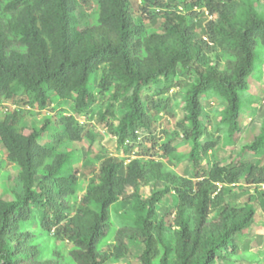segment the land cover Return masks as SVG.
Wrapping results in <instances>:
<instances>
[{"label":"trees","instance_id":"obj_1","mask_svg":"<svg viewBox=\"0 0 264 264\" xmlns=\"http://www.w3.org/2000/svg\"><path fill=\"white\" fill-rule=\"evenodd\" d=\"M138 1L0 0V105L18 103L0 115L4 191L11 175L4 169L17 170L14 198L0 196V264H106L128 255L130 242L144 245L141 264H221L256 215L250 201H226L227 187H257L251 200L264 210V164H222L209 153L242 130L241 116L260 101L249 87L264 79L261 0ZM78 12L93 15V23L82 28ZM160 17L165 22L155 27ZM213 50L220 51L217 62ZM176 86H186L180 126L193 176L167 167L178 159L169 130L163 160L127 155L140 129L162 112L175 116L169 92ZM106 91L112 94L99 109L98 94ZM213 100L225 106L215 109ZM46 108L55 113L39 120ZM96 117L127 145L82 191L76 165L84 151L62 148L84 139L93 146ZM248 149L264 156V123ZM153 180L165 188L145 199L141 186ZM172 190L176 215L167 225L157 204ZM119 202L134 217L116 228L110 211Z\"/></svg>","mask_w":264,"mask_h":264},{"label":"rangeland","instance_id":"obj_2","mask_svg":"<svg viewBox=\"0 0 264 264\" xmlns=\"http://www.w3.org/2000/svg\"><path fill=\"white\" fill-rule=\"evenodd\" d=\"M132 2L134 5H137L139 1L132 0ZM257 7L261 12H264V0L257 2ZM79 17L82 28L93 23V15L90 13L88 16H86L85 13L82 12L80 13ZM202 18L207 20L208 16L203 15ZM164 22L165 17H160L153 25L155 27L161 28ZM205 38H207V36H205ZM218 53H220V51L217 50L208 52L210 59L214 62L219 61ZM225 62L226 60H221V66H223ZM183 80H185V78H183ZM95 82L97 83L96 80ZM96 85L97 84L94 86V84H92L90 86L94 87V89H97ZM185 89L186 86H176L172 88L169 94L173 98L172 103L175 116L162 112L161 116L151 123L150 129H140L137 132L139 135L138 140L133 145H131L130 152L127 154L130 158L144 157L145 159H149L153 154H155V158L157 160H163L160 156L159 149L160 145L164 141L168 140V137H166V131L169 130L172 137L175 138L176 144H178V148L175 152L178 159L173 162H167V167L182 175L193 176L195 174V163L188 157L191 151V145L190 143L184 141L183 138L185 132L180 126V123L184 121L186 114V103L184 101ZM249 90L253 94L260 97L259 103L254 104L252 108L249 107L245 110L241 116L242 130L237 132L231 141L227 142V140H221L216 148L209 152L212 162L234 165L238 161L244 159L251 160L259 164H264V156H255L248 149V146L255 141L256 135L260 133L264 123V79L258 82H254V80L252 81L251 79ZM111 94L112 91H106L104 94H98L100 99V102L98 103L99 109L106 108L107 97H109ZM204 102L206 105H208L207 100H204ZM116 103L118 104V102ZM17 104L13 102L0 105V115L10 106L16 108L18 106ZM211 104L215 107V109L219 108V110L225 106V104L218 105L216 100L211 101ZM254 108L255 110H253ZM208 111L215 117L217 116L215 121L218 122L220 116L218 114L216 115L213 110L208 109ZM38 113H40L38 116V119L40 120L45 114L53 115L55 111L53 108H46ZM118 114L121 116L122 111H119ZM26 119L30 122V116H28ZM81 120L85 121V117L83 116ZM109 121L112 122L113 119ZM91 124L96 125L95 127L98 131L97 140L93 146H91L87 139H84L82 142H73L63 146L62 148L66 151L70 149L84 151L81 163H77L76 165V168L80 169L81 173H83V176L81 177L83 186L82 191L86 188V185L89 183L92 177L100 171L102 162L111 155L124 156L125 145H127V142L125 144H120L116 132L113 130L111 131L106 122L99 121L98 117L91 121ZM118 124L119 121H114V126H117ZM212 130H214L213 127ZM153 134L158 139L155 146L153 145ZM224 137H226V134ZM90 149L92 151L91 155L87 156L86 150ZM93 159L96 161H93ZM201 163L205 167L208 166L205 157H202ZM4 170L11 172L9 180H6L9 189L8 191H4V187L1 185L5 181L0 175V196L4 200H11L15 196L12 189H14L16 185L15 177L17 175V170H13V168L10 166ZM164 188V183L157 184L153 180L149 184H144L141 186V193L145 199H148L154 194L160 193V191H162ZM257 190L258 189L255 186L241 184H233L227 187L225 196L226 201H237L241 204L250 201L256 207V215L254 218V223L250 229L245 230L238 236V251L234 253V255H228L226 253L225 259L219 261V263L264 264V210L259 205V203L256 202V200H251V197L257 193ZM82 191H80L79 194H81ZM129 192H133L132 188H129ZM162 196L163 197L157 204V213L160 217L165 219L167 225H170L176 215L174 191L172 190L171 192H165ZM110 213L112 220L115 222L116 228L121 227L123 224L125 225L126 223L132 222V218L134 217V213L128 212L122 202L114 205ZM128 242L130 241L128 240ZM130 248L131 252L124 256L121 260L117 262L111 260L106 264H141L140 255L143 252L144 245L142 243L130 242Z\"/></svg>","mask_w":264,"mask_h":264}]
</instances>
